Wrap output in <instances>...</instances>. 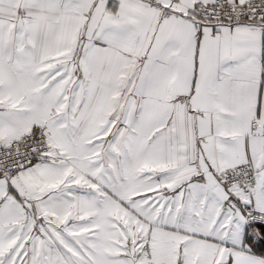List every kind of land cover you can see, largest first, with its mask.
Wrapping results in <instances>:
<instances>
[{
  "label": "snow or ice",
  "instance_id": "6c2138e0",
  "mask_svg": "<svg viewBox=\"0 0 264 264\" xmlns=\"http://www.w3.org/2000/svg\"><path fill=\"white\" fill-rule=\"evenodd\" d=\"M0 264H264V0H0Z\"/></svg>",
  "mask_w": 264,
  "mask_h": 264
}]
</instances>
